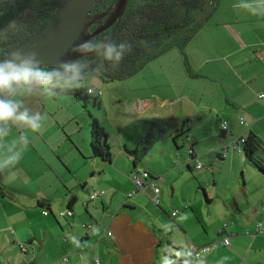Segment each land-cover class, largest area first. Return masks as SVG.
Listing matches in <instances>:
<instances>
[{"label":"crops","instance_id":"0c3cea01","mask_svg":"<svg viewBox=\"0 0 264 264\" xmlns=\"http://www.w3.org/2000/svg\"><path fill=\"white\" fill-rule=\"evenodd\" d=\"M245 3L248 0H218L212 13L218 22L206 29L210 17L183 46L147 60L178 49L183 83L166 77L148 79L145 89L138 91L134 81V94L126 102L137 113L134 121L103 117V122L109 120V125H102L107 138L109 126L116 143L110 160L91 156L90 138L85 143L74 138L78 121L70 131L63 128L75 118L72 114L33 111L51 119L28 136L34 157L28 175L34 176L37 187L21 191L23 196L16 201L0 183V264H96V260L98 264H179L187 251L189 264H264V176L233 146L248 133L264 142V13L238 7ZM206 79L217 95L213 97L210 90V100L204 101L200 82ZM192 80L195 86L186 89ZM193 119L200 121L199 126L207 122V136L202 138H213L205 152L209 160L210 154L217 157L212 177L203 171V153L194 147L199 140ZM223 120L226 130L220 127ZM151 121L165 126L171 143L169 139L161 145L165 162L155 156L158 164L150 168L145 157L139 169L125 149L137 145ZM183 125L187 132L179 136L181 141L173 140ZM184 141H188L186 151L173 153ZM198 163L202 166L196 167ZM224 165L240 171L242 181L231 177L223 184L216 173ZM144 170L150 175L143 178L144 189H137L133 179ZM189 171H195L193 176ZM191 177L195 182L189 184ZM150 179L160 188L158 204L152 200ZM94 191L97 196L91 199ZM131 191L135 192L129 196ZM67 208L73 215L59 216ZM173 210H178L175 216ZM225 235L230 243L223 246L220 240ZM20 243L26 244L25 252ZM209 244L213 248L202 257L192 256V246Z\"/></svg>","mask_w":264,"mask_h":264},{"label":"trees","instance_id":"16d2710c","mask_svg":"<svg viewBox=\"0 0 264 264\" xmlns=\"http://www.w3.org/2000/svg\"><path fill=\"white\" fill-rule=\"evenodd\" d=\"M61 1L0 0V30L6 29L12 21L24 25L20 32L10 35V39L7 41L0 40V58L25 36L43 26ZM110 1L96 0L92 12L102 11ZM217 1L128 0L121 22L116 29L111 34L109 29L104 30L91 38V40H96L106 35L109 36L108 39L116 43L128 41L132 44L131 52L124 56L117 68H112L110 63L105 62L108 71L104 73L101 79L106 81L127 78L147 60L164 50L175 46H183L211 17ZM95 26H91V29ZM89 59L94 60L95 57L90 56ZM54 91L56 94L51 95L53 97L72 95L74 98L83 101L84 105H86V101L90 96L96 104L97 98L101 95L97 91H94L96 94L94 92L89 93L87 88L67 92H60L59 89ZM90 117L89 145L91 156L108 161L111 159L112 153L107 143V133L95 116L90 115ZM186 132L187 129H184L183 125L174 135L173 140L176 136L184 135ZM167 135H169V132L161 122L151 121L137 145L133 149H125L132 158L133 166L136 167L137 164L141 163L149 154L154 143ZM238 141H241V153L246 161L264 175V142L253 133H248L245 137L239 138ZM148 175H150L149 172ZM189 258L190 254L187 251L183 258L178 259V262L179 264H189Z\"/></svg>","mask_w":264,"mask_h":264},{"label":"rangeland","instance_id":"374dc122","mask_svg":"<svg viewBox=\"0 0 264 264\" xmlns=\"http://www.w3.org/2000/svg\"><path fill=\"white\" fill-rule=\"evenodd\" d=\"M216 22H218L217 15L215 16L212 15L206 29L211 27L212 23L215 24ZM222 41L225 42L226 39L223 38ZM182 61H183L182 56L179 50L172 48L170 51L159 55L158 58L147 61L142 68H140L138 71H136L135 73H133L132 75H130L129 77L123 80L122 79L120 80L112 79L106 81L102 79L92 80L89 83V86L93 85L96 88L97 92L98 91L101 92V95H99L100 98H97L96 104H94L92 96L88 98V100L86 101V105H84L83 101L74 98L72 95H63L56 98H52L51 96L33 95V96H25L22 99L24 101V105L28 107L31 111L49 109V111L66 112V116H68V114H70L71 116L72 114L75 118H72L70 122L68 121L66 122V118H65L60 123L66 122V124L63 125V128L69 130V128H71L73 123L75 121H78L80 127L78 128L76 135L74 134L73 136L77 140L79 139L81 143H85L88 142L90 138V128H89V120L91 118L90 115L98 117L101 125L103 124L109 125L108 118L106 122H103V117L106 115L108 117L109 116L115 117L116 120L125 117L129 122L132 120L134 121V119L137 117V113H134V110L130 104H126V102L129 101L131 99V96L134 94V89H135L134 81H136L137 83L138 91L145 89L148 79L164 80L163 78L166 77V79L167 78L170 80L175 79L177 81H180V83H183V73H182V69L180 68ZM152 77H158V78H152ZM195 83H196L195 80L189 81V84L186 86V89H191V85L195 86ZM141 85H143V87H141ZM200 85L205 87L203 89H200L202 91V94L204 95V101L210 100V97L208 96L210 94V90H211V95L213 97L217 95V93L212 92V89L213 88L215 89V86L212 85L211 80L209 81L208 79H206L203 82L201 81ZM94 93L96 94V92ZM100 100L102 105H100V103L98 102ZM124 104H125V108L123 107ZM119 112H123V113L121 114ZM49 121H51V119L48 118L45 120V123ZM199 122L200 121H196V119L192 120V124L194 126L193 132L196 135L197 139L199 140V143L194 144V147H197L203 153V155L200 156L201 163H203L204 165L203 171H205L209 177H212L214 176L213 174L215 172V163L217 161V157L214 156L215 154L213 152L214 155L210 154L211 158L209 160V157H206L205 152H207V150L213 145V138L212 137L202 138V136H207L206 134L207 122L206 121L202 122L200 126H199ZM208 122L210 123V119L208 120ZM185 125H187V122ZM52 126L58 127L57 125H52ZM106 128L109 132L107 143L110 146V150L112 152V150L115 148L114 144L116 143L111 139L113 131L109 128V126ZM132 131L133 130H131V132L129 133L130 134L129 136H131ZM176 133H174V135ZM24 134L27 135V137L29 135L32 136V132L29 133V130L23 128L17 129L15 126H13L10 135L5 137L2 141H0V144H4V146H0V156H2L5 153L8 145H11L14 141H17L19 137ZM168 137L169 135L165 136L160 140H157L154 143L152 150H150L149 154L146 156V159L149 161L147 162L148 167L151 168L152 166L158 164L157 160H154L155 156H160V159L163 162H165V160H163L164 157H162V154L160 153V149H161V145L170 139ZM215 137H216V141L219 143L218 135H215ZM176 138L179 141H181L179 139V136H176L175 139ZM169 143H171V139L169 140ZM187 144L188 141H184L181 147H179L178 149L173 148L172 152L176 153L182 150L186 151ZM21 147L23 148V151L19 161L14 166L10 167L8 170L4 172H0V183L3 185L4 189L8 191L11 196H13V199H16V201L19 198V196L20 197L21 195L23 196L21 191L28 190L30 192V190L35 189L37 187L34 176L29 177L28 175V173H30V164L34 160L33 159L34 157L31 154L33 153V151L28 143L26 147H24L23 145H21ZM138 168L142 169L143 168L142 164H139ZM194 172L195 171H189V174L192 175L191 173ZM218 175H220V180L223 182V184L226 183L227 181H230L231 177L234 179H238L239 181H242V176L240 171H230V169L225 165L222 166L221 170L217 171L216 177ZM191 181L195 182V178L191 177L188 183L190 184ZM5 200L8 201L7 197ZM262 208H264V205ZM5 236L7 242L10 243L11 238L7 232H5ZM17 254L18 255L20 254L19 249H17Z\"/></svg>","mask_w":264,"mask_h":264},{"label":"clouds","instance_id":"9594fccd","mask_svg":"<svg viewBox=\"0 0 264 264\" xmlns=\"http://www.w3.org/2000/svg\"><path fill=\"white\" fill-rule=\"evenodd\" d=\"M238 7L252 14L264 13V0H248V3ZM23 28L21 23L10 22L6 29L0 30V40L7 41L10 35H15ZM131 50L132 44L128 41L116 43L105 37L78 45L75 51L82 53L80 57L51 67L43 66L38 53L34 51L15 49L0 58V141L10 135L13 126L34 133L41 130L46 117L26 107L23 97L51 96L56 94V89L67 92L87 88L92 93L94 89L88 85L92 80L101 79L108 71L105 62L117 68ZM90 56L95 59H89ZM27 143V135H21L7 146L5 153L0 156V172L8 170L19 161L23 151L21 145L26 147Z\"/></svg>","mask_w":264,"mask_h":264},{"label":"water","instance_id":"95a60500","mask_svg":"<svg viewBox=\"0 0 264 264\" xmlns=\"http://www.w3.org/2000/svg\"><path fill=\"white\" fill-rule=\"evenodd\" d=\"M95 1L62 0L43 26L17 42L1 58L19 49L38 53L43 66L77 59L82 53L75 51L76 47L114 25L111 34L128 3V0H111L102 11L92 12ZM93 25L96 26L91 29Z\"/></svg>","mask_w":264,"mask_h":264},{"label":"built area","instance_id":"2783aa9c","mask_svg":"<svg viewBox=\"0 0 264 264\" xmlns=\"http://www.w3.org/2000/svg\"><path fill=\"white\" fill-rule=\"evenodd\" d=\"M92 88V87H91ZM94 91L95 88H93ZM93 91V92H94ZM98 94H101V92H97ZM259 96H263V93L259 94ZM220 127L222 130H226L227 129V123L225 120L221 121L220 123ZM233 146L234 148L241 152V141H233ZM189 152L191 153V148L189 147ZM202 164L201 163H198L196 167H201ZM149 175H148V172L147 171H142L140 173V176H135L134 179H133V182L135 184V186L137 187V189H144V182H143V178H147ZM160 180H162V178H160ZM148 185L150 187H152V189L154 190L155 192V195L153 196L152 200L154 203L158 204L159 203V192H160V188L156 185L155 181L150 179V181H148ZM135 191H131L130 193H128V195L130 196L132 193H134ZM97 196V193L94 191L93 193L90 194V198L91 199H94L95 197ZM264 209V208H263ZM48 211L47 210H44L43 211V214H47ZM178 213V210H173L171 212V216H175L176 214ZM71 216L72 215V210L71 209H66V210H62L59 212V216ZM260 222L257 223L256 227L259 228L260 227ZM84 227H89V225H85L83 224ZM107 234L110 235L111 232L110 231H107ZM63 241L66 240L65 237H63L62 239ZM230 243V240H229V237L227 235L223 236L220 240V244L223 245V246H226ZM213 244H209V245H201V246H192L191 247V253H192V256L196 259L202 257V255L204 253H206L207 251L211 250L213 248ZM19 248L21 249V251L25 252L26 251V244L25 243H20L19 245ZM63 259H66V257H63ZM96 264H98V260L95 261Z\"/></svg>","mask_w":264,"mask_h":264},{"label":"flooded vegetation","instance_id":"af4514ba","mask_svg":"<svg viewBox=\"0 0 264 264\" xmlns=\"http://www.w3.org/2000/svg\"><path fill=\"white\" fill-rule=\"evenodd\" d=\"M120 22H121V21H120ZM120 22H119V23H120ZM118 25H119V24H118ZM118 25H117V26H118ZM113 27H114V25H111V26H109L108 28H106L105 30H108V29H109V32H111V30L113 29ZM115 29H116V28H115ZM103 31H104V30H103ZM105 36H106V35H105ZM105 36H104V37H105ZM104 37H100V39H102V38H104Z\"/></svg>","mask_w":264,"mask_h":264}]
</instances>
